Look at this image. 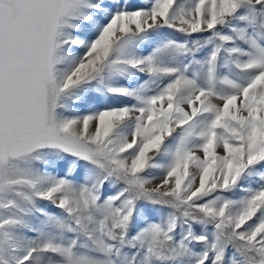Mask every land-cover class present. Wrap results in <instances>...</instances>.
Here are the masks:
<instances>
[{"label":"snow or ice","instance_id":"1","mask_svg":"<svg viewBox=\"0 0 264 264\" xmlns=\"http://www.w3.org/2000/svg\"><path fill=\"white\" fill-rule=\"evenodd\" d=\"M0 264H264V0H0Z\"/></svg>","mask_w":264,"mask_h":264}]
</instances>
